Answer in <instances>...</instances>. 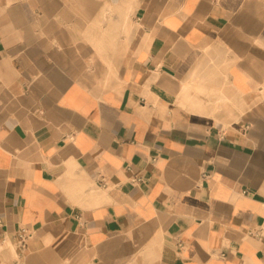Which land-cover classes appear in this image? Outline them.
I'll list each match as a JSON object with an SVG mask.
<instances>
[{"label":"crops","instance_id":"crops-1","mask_svg":"<svg viewBox=\"0 0 264 264\" xmlns=\"http://www.w3.org/2000/svg\"><path fill=\"white\" fill-rule=\"evenodd\" d=\"M0 264H264V0H0Z\"/></svg>","mask_w":264,"mask_h":264},{"label":"built area","instance_id":"built-area-1","mask_svg":"<svg viewBox=\"0 0 264 264\" xmlns=\"http://www.w3.org/2000/svg\"><path fill=\"white\" fill-rule=\"evenodd\" d=\"M250 233H252L251 230H249ZM28 231L27 229L21 227L18 229V231L15 234V239L20 245H25L26 239L28 238Z\"/></svg>","mask_w":264,"mask_h":264}]
</instances>
